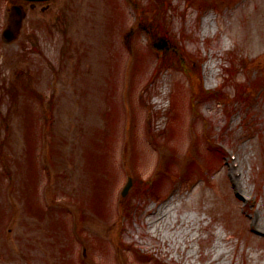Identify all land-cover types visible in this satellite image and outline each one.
<instances>
[{"label": "rangeland", "instance_id": "rangeland-1", "mask_svg": "<svg viewBox=\"0 0 264 264\" xmlns=\"http://www.w3.org/2000/svg\"><path fill=\"white\" fill-rule=\"evenodd\" d=\"M19 5L8 43L0 1V264H264V0Z\"/></svg>", "mask_w": 264, "mask_h": 264}, {"label": "water", "instance_id": "water-1", "mask_svg": "<svg viewBox=\"0 0 264 264\" xmlns=\"http://www.w3.org/2000/svg\"><path fill=\"white\" fill-rule=\"evenodd\" d=\"M20 13V12H18ZM22 20V16L21 14H18V16L16 18H14V20L12 19L11 25L9 26V28L4 32L5 37L7 38L8 41H11L14 39L15 37V32L18 30L19 25L21 23ZM131 182L129 183L130 186ZM129 187L126 188L125 191H127Z\"/></svg>", "mask_w": 264, "mask_h": 264}, {"label": "trees", "instance_id": "trees-1", "mask_svg": "<svg viewBox=\"0 0 264 264\" xmlns=\"http://www.w3.org/2000/svg\"><path fill=\"white\" fill-rule=\"evenodd\" d=\"M155 27H150L147 30L152 32L154 30ZM159 29H156V32H158ZM167 35V34H166ZM175 44V43H174ZM155 47L158 50H170L172 49L174 46L172 45V41L171 39H162V38H157V41L155 42Z\"/></svg>", "mask_w": 264, "mask_h": 264}, {"label": "bare ground", "instance_id": "bare-ground-1", "mask_svg": "<svg viewBox=\"0 0 264 264\" xmlns=\"http://www.w3.org/2000/svg\"><path fill=\"white\" fill-rule=\"evenodd\" d=\"M237 159H238V156H237ZM236 160L234 161V164L232 165V169L234 171V176H235L234 183L237 186V190H240V188L242 187L241 180L243 177H242V172L237 169L240 167V163L237 162Z\"/></svg>", "mask_w": 264, "mask_h": 264}, {"label": "flooded vegetation", "instance_id": "flooded-vegetation-1", "mask_svg": "<svg viewBox=\"0 0 264 264\" xmlns=\"http://www.w3.org/2000/svg\"><path fill=\"white\" fill-rule=\"evenodd\" d=\"M0 1H2V0H0ZM7 4L9 3V4H12V5H15L16 3H11V2H6ZM18 4H21V5H26L27 3H24V2H18ZM28 5H31V6H35V4H28Z\"/></svg>", "mask_w": 264, "mask_h": 264}]
</instances>
